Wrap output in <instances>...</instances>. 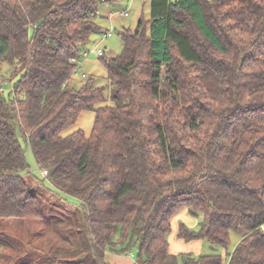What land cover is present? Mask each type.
Masks as SVG:
<instances>
[{"label":"trees","instance_id":"16d2710c","mask_svg":"<svg viewBox=\"0 0 264 264\" xmlns=\"http://www.w3.org/2000/svg\"><path fill=\"white\" fill-rule=\"evenodd\" d=\"M117 2L0 0V224L52 231L50 254L22 255L0 229V264H264V0H149L121 53L99 56L112 104L89 135H63L104 98L71 77L90 36L112 35L96 19ZM21 138L46 175L30 173ZM181 209L197 228L176 236L223 253L169 252Z\"/></svg>","mask_w":264,"mask_h":264},{"label":"rangeland","instance_id":"374dc122","mask_svg":"<svg viewBox=\"0 0 264 264\" xmlns=\"http://www.w3.org/2000/svg\"><path fill=\"white\" fill-rule=\"evenodd\" d=\"M128 3L129 1L126 2V0H118V2L113 6L102 5L99 7V14L98 18L96 19V24L101 28L102 32L107 29L113 30L112 35L104 41L103 37H101V34H92L90 36V42L89 44H87V48H92L95 43H99L94 47H100L104 51V57L107 59L114 58L121 53L122 47L119 33H121L123 29L133 30L139 18L143 17L144 19H147L149 17V0H132V2L130 3L129 11L127 10L125 16H123L120 11L125 9ZM111 13L112 15L110 16ZM78 64V71L71 77V84L74 85V87L78 88L88 78H91L94 87L102 88L104 98L101 101L94 103L92 109L82 110L79 113L76 121L62 131L63 135H67L77 129H81L85 135H89L95 117L94 109L98 106L112 104L109 92L110 88L106 79L107 69L102 63V60L94 52H92L87 57H83V59L78 62ZM6 68L7 66L3 65L1 71L4 72ZM81 74H85L86 76L83 78L81 77ZM3 79L4 78L0 76V83L3 82ZM8 87L9 86L7 84H3V88L5 90L4 95L8 94ZM21 141L25 150V157L29 165L30 173L32 175L40 176L42 172L43 175H46V171L40 172L37 168L32 152L29 148L27 149L23 138H21ZM50 227L51 226L45 227L39 223L18 224L13 220H6L0 224V229L7 232V234L14 239L26 244V247L22 250V255H25L28 251L31 250H34L36 252L42 251L50 254V243L48 242V240L46 241V243L45 241H43V239L46 238L48 234H52ZM34 232L38 233L36 238H32L30 235V233ZM51 238H54V235H52ZM229 239L230 243L227 249L228 251H231L238 243L240 237L237 233L230 232ZM212 248L216 249L219 253H223L224 251V249L217 246H212L208 241L205 240L203 241V250L201 253H208L212 250ZM42 254L43 253L39 255ZM108 255L110 256L111 253H109ZM128 255L133 257L131 253Z\"/></svg>","mask_w":264,"mask_h":264},{"label":"crops","instance_id":"0c3cea01","mask_svg":"<svg viewBox=\"0 0 264 264\" xmlns=\"http://www.w3.org/2000/svg\"><path fill=\"white\" fill-rule=\"evenodd\" d=\"M128 5H126V8L121 10L124 12L129 11L130 3L132 0H126L128 2ZM120 11V12H121ZM112 13L110 14V16ZM125 16V15H123ZM182 222L186 226L190 228H197V220L195 218H192L188 213L186 209L179 210L172 218L171 220V233L168 236V249L170 253H182V252H193L194 254H199L203 250V240L201 239H192L189 241H185L181 238H178L177 232H178V225ZM105 261L109 264H136L134 261V258L130 255H121V254H113L109 256L108 254L105 256Z\"/></svg>","mask_w":264,"mask_h":264},{"label":"built area","instance_id":"2783aa9c","mask_svg":"<svg viewBox=\"0 0 264 264\" xmlns=\"http://www.w3.org/2000/svg\"><path fill=\"white\" fill-rule=\"evenodd\" d=\"M120 13L123 14V15L126 14V12H124V11H121ZM106 35H107V37H109L111 35V32H108L107 34L105 33L103 35V39H104V37H106ZM97 44H99V43H97ZM97 44H95V45H97ZM93 47L92 48H89L87 51L85 50L84 56L87 57L92 52H94L98 57L101 56V55H103L104 52H103V50L100 47H94V48ZM0 90L3 91V89L1 87H0Z\"/></svg>","mask_w":264,"mask_h":264}]
</instances>
